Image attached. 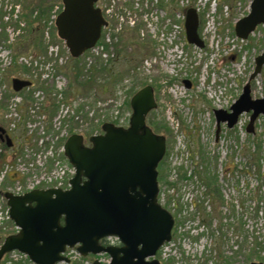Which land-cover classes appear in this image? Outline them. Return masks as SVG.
Returning <instances> with one entry per match:
<instances>
[{
	"label": "rangeland",
	"instance_id": "rangeland-1",
	"mask_svg": "<svg viewBox=\"0 0 264 264\" xmlns=\"http://www.w3.org/2000/svg\"><path fill=\"white\" fill-rule=\"evenodd\" d=\"M200 1L99 0L110 24L102 42L74 62L52 23L62 0H0V128L15 143L8 147L0 139V245L18 231L3 192L27 189L42 178L40 157L48 172L55 170L56 182L63 171L68 175L73 167L64 154L66 139L82 133L88 140L105 122L127 126L131 97L152 85L158 107L148 118L167 138L158 166L159 201L175 218L172 240L156 258L162 264L264 262V115L248 132L251 112L232 128H218L214 113L227 108L226 97L241 95L264 50V25L248 39L238 38L235 18L247 15L248 0H217L214 18L207 16L208 5L200 11L206 45L199 48L186 38L182 12ZM225 1L230 17L221 12ZM40 2L55 3L42 30L34 27ZM102 64L109 71L98 72ZM14 78L33 85L15 91ZM252 97H264V71L252 80ZM209 174L216 177L219 198L206 184ZM17 253L6 254L2 264H35ZM67 256L69 262L57 264L110 260L107 254L83 256L77 246Z\"/></svg>",
	"mask_w": 264,
	"mask_h": 264
},
{
	"label": "water",
	"instance_id": "water-1",
	"mask_svg": "<svg viewBox=\"0 0 264 264\" xmlns=\"http://www.w3.org/2000/svg\"><path fill=\"white\" fill-rule=\"evenodd\" d=\"M98 0H63L64 8L56 18L58 35L74 58L93 48L108 24ZM264 24V0H253L251 11L239 19L235 33L241 39ZM200 18L194 7L186 11L187 40L199 48L205 41L199 32ZM230 109L214 110L218 128L222 123L234 127L240 116L252 112L247 126L264 115V97H252V80L264 70V50ZM187 87L191 82L185 80ZM13 89L21 91L31 80L14 78ZM129 126L105 122L103 132L88 138L72 134L65 143V155L76 168L71 187L34 189L16 195L6 192L10 218L18 227L0 246V264L14 250L27 254L36 264L69 262L67 248L77 246L79 254L106 253L110 261L95 259L93 264H162L156 255L172 240L173 214L159 202L158 166L167 151V138L148 124V114L158 107L155 90L145 85L131 98ZM2 141L13 140L0 128ZM117 237L121 245H104L102 240ZM248 264H264L251 261Z\"/></svg>",
	"mask_w": 264,
	"mask_h": 264
},
{
	"label": "built area",
	"instance_id": "built-area-1",
	"mask_svg": "<svg viewBox=\"0 0 264 264\" xmlns=\"http://www.w3.org/2000/svg\"><path fill=\"white\" fill-rule=\"evenodd\" d=\"M252 0H248V10L250 8V4H251ZM217 4L218 1L217 0H206L205 2H203L202 0L198 3L197 8L199 11H201L202 8H205L206 5H208V9H207V16L208 17H212L214 18L216 16L217 13ZM238 6H237V11L241 10V1L237 2ZM225 17H230L232 14V9L230 7L229 4H224L222 11H221ZM243 14H241L240 16H242ZM238 16V17H240ZM234 99H232V97H226V107H229L232 103H233ZM64 150V148H63ZM40 161H41V166H43V169L45 170V175L43 176L44 179L42 178H37L36 182H31L32 184L29 185V187L27 189H24L22 187H24V185H19L21 186L20 188L16 187L15 189L13 187H9V190L15 192V193H23L25 191H29L32 190L36 187H41V186H46V187H62V188H66L70 186V180L71 178L74 176L75 173V169L74 167L69 171V174L66 175L65 171H63L61 176V180H59L58 182L55 181V176H54V172L55 170H53L52 172H48V165L46 164V161H44L41 157H40ZM56 168V167H55ZM54 168V169H55ZM7 173V170L5 171ZM5 174L3 175V180H5ZM18 183V182H17ZM17 186V185H16ZM9 216V213H8ZM14 252H18V251H14ZM17 254L21 255V256H26V254H23L21 252H18Z\"/></svg>",
	"mask_w": 264,
	"mask_h": 264
},
{
	"label": "trees",
	"instance_id": "trees-1",
	"mask_svg": "<svg viewBox=\"0 0 264 264\" xmlns=\"http://www.w3.org/2000/svg\"><path fill=\"white\" fill-rule=\"evenodd\" d=\"M54 6H55V3H48V2H40L39 3V5L37 6V8L41 9L40 10L41 12H40V15H39V21L36 22V26H34V27H37V26L42 25V21H45L46 16L49 15V13L51 12V10L53 9ZM37 29L38 30H42L41 29V26L40 27H37ZM41 45H42V42H41ZM77 61H78V59L74 58V62H77ZM111 64H113V63H111ZM96 68L98 69V72L101 69H102L103 72L109 71L108 70V67H107V64L106 65L105 64H102L101 67H99V68L96 67ZM77 70H78V73L79 74H80V72H82V69H80V68H78ZM111 74H113V73L111 72ZM148 123L158 133V131H159V125L157 126L156 123H154L153 121L149 120V118H148ZM28 140H29V138H28ZM184 176L186 177V175H184ZM206 184L209 186V189H210L211 194L215 195L216 198L221 197L220 189L218 187H216V177L215 176H213L211 174L207 175ZM0 194H1V192H0ZM259 240H260L259 237H254L253 238V242H256V244H257V242L259 243ZM247 259L248 260L249 259H252V256L251 257H248Z\"/></svg>",
	"mask_w": 264,
	"mask_h": 264
},
{
	"label": "flooded vegetation",
	"instance_id": "flooded-vegetation-1",
	"mask_svg": "<svg viewBox=\"0 0 264 264\" xmlns=\"http://www.w3.org/2000/svg\"><path fill=\"white\" fill-rule=\"evenodd\" d=\"M98 2H99V0H98ZM97 5H99L98 3H97ZM102 8V7H101ZM52 11V10H51ZM102 11H103V13H104V10H103V8H102ZM53 21V20H52ZM1 137V136H0ZM86 143H88V141H86ZM15 144V143H14ZM13 144V145H14ZM110 243H113L112 241H111V239L110 238H106V239H104L103 241H102V244H104V245H110ZM118 243H116V245H117Z\"/></svg>",
	"mask_w": 264,
	"mask_h": 264
}]
</instances>
